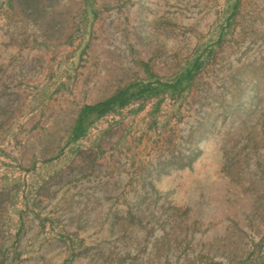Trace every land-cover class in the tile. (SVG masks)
I'll return each instance as SVG.
<instances>
[{"label": "rangeland", "instance_id": "374dc122", "mask_svg": "<svg viewBox=\"0 0 264 264\" xmlns=\"http://www.w3.org/2000/svg\"><path fill=\"white\" fill-rule=\"evenodd\" d=\"M0 264H264V0H0Z\"/></svg>", "mask_w": 264, "mask_h": 264}]
</instances>
